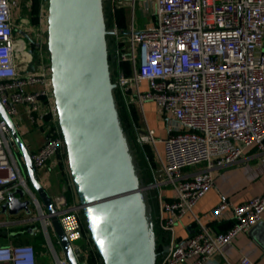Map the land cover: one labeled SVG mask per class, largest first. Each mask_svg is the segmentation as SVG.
Returning a JSON list of instances; mask_svg holds the SVG:
<instances>
[{
	"label": "built area",
	"instance_id": "2783aa9c",
	"mask_svg": "<svg viewBox=\"0 0 264 264\" xmlns=\"http://www.w3.org/2000/svg\"><path fill=\"white\" fill-rule=\"evenodd\" d=\"M129 1L127 32L117 25L109 28L108 62L122 103L152 101L167 122L161 178L150 184L173 191V196L160 199L156 222L167 234L213 186L214 170L236 164L249 148L264 152V0H142L150 18L142 29L134 28L136 0ZM15 9L10 0H0V104L17 131L21 115L39 130L40 140L32 149L18 133L42 185L46 167L60 168L63 186L50 195L54 214L76 263L90 264L93 244L68 168L62 165L66 152L48 65L41 50L33 63L25 31L17 33ZM133 129L139 151L155 144L153 130ZM15 151L19 154L9 126L0 118V207L10 194L20 197L14 194L19 189L20 200L27 195L33 208L30 215L25 209L4 212L0 232L6 231V238L41 236L42 248L52 256L45 264H69L50 214L29 185ZM20 161L23 165L21 156ZM225 211L231 213L232 223L215 234L193 215L194 231L171 241L167 251L160 250L156 264H210L213 255L262 220L264 193L241 204L222 198L207 217L211 220ZM38 260L31 243L0 244V264H39ZM239 264L254 263L242 257Z\"/></svg>",
	"mask_w": 264,
	"mask_h": 264
},
{
	"label": "water",
	"instance_id": "95a60500",
	"mask_svg": "<svg viewBox=\"0 0 264 264\" xmlns=\"http://www.w3.org/2000/svg\"><path fill=\"white\" fill-rule=\"evenodd\" d=\"M101 4L102 0H47L48 68L58 127L69 176L102 264H156L157 236L142 197L151 185L139 179L133 149L128 150L121 130L107 54L110 30L103 24ZM0 118L10 128L29 185L50 214L58 245L68 263L77 264L52 198L1 104ZM20 197L10 194L3 211H28V202Z\"/></svg>",
	"mask_w": 264,
	"mask_h": 264
},
{
	"label": "crops",
	"instance_id": "0c3cea01",
	"mask_svg": "<svg viewBox=\"0 0 264 264\" xmlns=\"http://www.w3.org/2000/svg\"><path fill=\"white\" fill-rule=\"evenodd\" d=\"M27 6L30 8L31 4ZM132 104V108L136 114V121L140 125L139 128H148L154 131L156 139L154 145H147L141 151L135 147L133 150L139 179L144 184H152L161 178V163L164 149L162 141L167 137V122L161 117L160 110L154 102L147 101L141 105L137 103ZM33 129L38 132L37 134L40 138L39 130L36 127ZM138 157L142 159L143 166L138 164L140 160ZM41 174V179L46 181L45 184L44 182L42 183L49 195L59 192L64 183V177L60 172V168L56 165L48 166ZM212 174L214 180L213 186L196 202L191 214H188L179 223L174 225L167 234H162L158 230L157 224H155L156 241L157 245L162 248L161 250L165 246L167 248L171 241L185 239L194 231L196 226L193 221V215L205 223L212 234L225 231L232 223L229 211H225L220 216L211 220L208 219L207 214L218 205L222 198L232 204H241L264 193V152L259 151L255 147L249 148L245 150L242 160L227 168L214 170ZM52 176L54 181L51 179ZM50 182H54L53 185L50 186ZM156 189L159 203L160 199L173 196V191L170 188L157 186ZM158 215L155 223L157 222ZM17 239L27 240L30 237H20ZM14 240L16 239L7 237L6 243ZM242 257H247L254 264H264V212L262 220L259 223L250 228L248 232L238 234L230 244L222 248L220 253L213 255L209 263L239 264V260ZM93 260L94 263L102 264L99 256L93 254ZM38 263L45 264L46 262L40 263V260H38Z\"/></svg>",
	"mask_w": 264,
	"mask_h": 264
},
{
	"label": "rangeland",
	"instance_id": "374dc122",
	"mask_svg": "<svg viewBox=\"0 0 264 264\" xmlns=\"http://www.w3.org/2000/svg\"><path fill=\"white\" fill-rule=\"evenodd\" d=\"M14 5H15V15L19 17L18 19V26H17V33H22L23 30L25 31L31 42H35L39 46H41V51L42 55L46 59V64L49 65V59H48V50H47V0H10ZM19 2V3H17ZM30 2V3H29ZM28 4H33V6L37 7V10H31L28 8ZM18 5V7H17ZM130 1L129 0H102V17H103V24L106 29H109L110 27H113L114 25H117L121 29H125L124 31L127 32L129 28V22H130ZM43 6V7H42ZM42 7V8H41ZM34 9V8H33ZM119 15L123 16L122 20H118ZM133 19H134V28L135 29H142L150 20L149 15H147L144 10H143V4L141 0H136L134 4V12H133ZM120 22L123 24L121 25ZM27 30V31H26ZM20 33V34H21ZM107 39V46L109 44L108 42V35H106ZM31 42H27L30 53L33 58V63L36 62L37 56L35 57V43L31 44ZM37 55V54H36ZM109 63V62H108ZM109 70L110 72L113 70V65L109 63ZM125 103V104H124ZM123 103V106L126 111V120L123 121L120 112H119V106L117 105V112L119 115V120H120V126L122 133L124 135V139L127 145L128 150H134V147L137 148L134 142V129L133 127H139V122L136 121V114L135 110L132 108L133 104L128 102V105L126 102ZM20 121L18 119L16 124H18V131L22 134L24 139L29 143L30 149L33 148L39 142V135L37 134L38 132L33 129L35 126L26 122L25 116H20L19 117ZM27 132V133H26ZM129 132L132 133V135H129ZM133 136V137H132ZM138 150V148H137ZM15 157L20 164L23 172H24V167L20 161V155L15 151ZM139 158V157H138ZM138 164L140 166H143V161L141 158H139ZM63 167L66 169L68 168L67 166V160L66 158L63 159ZM52 181H54L53 176H52ZM42 182L44 184L46 181L42 179ZM52 183V184H51ZM54 182H50V186L53 185ZM43 184V186H44ZM45 187V186H44ZM19 189H16L14 194H18ZM142 197L145 201L146 204V211L147 214H149V218L151 222L155 226V220L159 212V197L157 195V189L155 187H150L147 188L143 193ZM23 200L28 202V211L26 212L28 215L30 213H33V208L31 205V200L27 195L23 196ZM4 215L3 211V206L0 207V217ZM6 217V215L2 216ZM155 228V227H154ZM155 232V229H154ZM40 231L36 232V234H39ZM156 233V232H155ZM30 238H35L34 236L28 235ZM27 234H22V237H28ZM55 249L59 256L61 255L59 246L56 243V240L53 238ZM7 242V238L3 237L0 235V244H4ZM15 243H24L26 240H14ZM33 243H36L32 241ZM45 248V247H44ZM40 248L39 250V260L40 263H44L52 260L51 254H47L46 248ZM157 249V248H156ZM46 262V263H47Z\"/></svg>",
	"mask_w": 264,
	"mask_h": 264
},
{
	"label": "trees",
	"instance_id": "16d2710c",
	"mask_svg": "<svg viewBox=\"0 0 264 264\" xmlns=\"http://www.w3.org/2000/svg\"><path fill=\"white\" fill-rule=\"evenodd\" d=\"M34 8V9H33ZM30 9L31 10H35V12H36V10H37V7L36 6H33V4H31V6H30ZM123 16H121V15H119V17H118V20H122L123 18H122ZM120 24L121 25H123L121 22H120ZM25 38H26V41L27 42H31V40H30V38H29V36L26 34L25 35ZM34 44L35 42H31V44ZM35 49H36V53H35V57L37 56V60H36V62L38 61V52H39V50H41V46H39L38 44H36L35 43ZM37 54V55H36ZM45 61H46V59H44ZM48 65V64H47ZM114 95H115V98H116V100H117V104H118V106H119V112H120V116H121V118H122V120L123 121H127L126 120V111H125V108H124V106H123V103H122V100H121V97H120V95H119V93L117 92V91H114ZM129 135H132V133H130L129 132ZM133 137V136H132ZM134 139V138H133ZM64 155H65V153H64ZM14 239H16V240H19V239H17V237H14ZM32 241H34V242H36V243H33ZM24 243H31L33 246H34V248H35V250H36V252H37V254H39V250H40V248L42 247L41 246V243H42V238H41V236H37V237H35V238H30V239H27L26 240V242H24ZM162 248L161 247H157V251L159 252L160 250H161ZM93 254L94 255H96V256H99L98 255V253L96 252V250H95V248H94V246H93V252L91 253V255H90V264H92L93 263Z\"/></svg>",
	"mask_w": 264,
	"mask_h": 264
}]
</instances>
